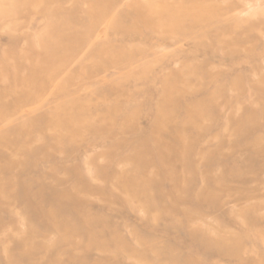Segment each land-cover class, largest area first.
Wrapping results in <instances>:
<instances>
[{
  "label": "rangeland",
  "instance_id": "obj_1",
  "mask_svg": "<svg viewBox=\"0 0 264 264\" xmlns=\"http://www.w3.org/2000/svg\"><path fill=\"white\" fill-rule=\"evenodd\" d=\"M0 264H264V0H0Z\"/></svg>",
  "mask_w": 264,
  "mask_h": 264
}]
</instances>
